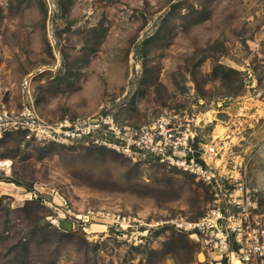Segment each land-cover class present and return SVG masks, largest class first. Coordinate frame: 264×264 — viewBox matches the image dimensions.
<instances>
[{
	"label": "rangeland",
	"instance_id": "374dc122",
	"mask_svg": "<svg viewBox=\"0 0 264 264\" xmlns=\"http://www.w3.org/2000/svg\"><path fill=\"white\" fill-rule=\"evenodd\" d=\"M162 114L227 137L217 186L264 218V0H0V264H232L171 223L212 186L104 143ZM90 209L161 224L134 244Z\"/></svg>",
	"mask_w": 264,
	"mask_h": 264
},
{
	"label": "built area",
	"instance_id": "2783aa9c",
	"mask_svg": "<svg viewBox=\"0 0 264 264\" xmlns=\"http://www.w3.org/2000/svg\"><path fill=\"white\" fill-rule=\"evenodd\" d=\"M103 123L107 126L102 131L105 144L168 168H179L212 186L214 199L207 213L199 219L176 216L171 223L177 229L202 240L208 249L231 256L232 264H235L233 256H237L241 264H264V218L257 212V196L244 180L237 179L227 188L217 186L223 176L218 163L223 162L225 151L231 147L227 137L216 136L219 138L206 142L201 140L191 122H178L167 114L139 126L123 124L111 115L103 119ZM100 124H93L90 131L98 135ZM37 130L43 129L37 127ZM87 216L89 218L83 220L90 217L101 220L104 231L113 232L134 244L145 243L161 224L148 223L137 215L118 210L90 209Z\"/></svg>",
	"mask_w": 264,
	"mask_h": 264
},
{
	"label": "bare ground",
	"instance_id": "6f19581e",
	"mask_svg": "<svg viewBox=\"0 0 264 264\" xmlns=\"http://www.w3.org/2000/svg\"><path fill=\"white\" fill-rule=\"evenodd\" d=\"M12 160L10 159H0V167L5 168L8 172L11 169ZM235 264H241L240 259L237 256H233ZM219 264H221L219 262Z\"/></svg>",
	"mask_w": 264,
	"mask_h": 264
}]
</instances>
